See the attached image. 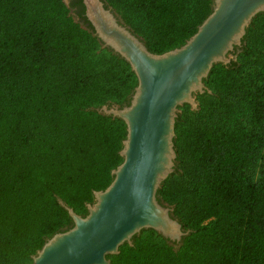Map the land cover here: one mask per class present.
<instances>
[{
  "label": "trees",
  "instance_id": "1",
  "mask_svg": "<svg viewBox=\"0 0 264 264\" xmlns=\"http://www.w3.org/2000/svg\"><path fill=\"white\" fill-rule=\"evenodd\" d=\"M106 1L154 53L184 44L213 6ZM100 41L64 0H0V264H30L73 222L59 200L86 214L123 161L127 125L97 108L128 102L138 78ZM204 82L198 108L180 107L177 169L158 190L189 233L175 249L143 229L112 264H264V11Z\"/></svg>",
  "mask_w": 264,
  "mask_h": 264
},
{
  "label": "water",
  "instance_id": "2",
  "mask_svg": "<svg viewBox=\"0 0 264 264\" xmlns=\"http://www.w3.org/2000/svg\"><path fill=\"white\" fill-rule=\"evenodd\" d=\"M83 2L95 34L130 63L138 78L127 104L97 108L127 125L123 161L112 170L109 186L94 192L86 214L59 200L73 224L49 237L30 264H112L108 254L118 253L125 242L133 244L134 236L148 228L182 244L189 230L158 197L175 170L176 118L184 104L198 108L197 95L210 91L204 79L213 65L231 61L253 17L264 11V0H214L184 44L154 53L104 0Z\"/></svg>",
  "mask_w": 264,
  "mask_h": 264
},
{
  "label": "rangeland",
  "instance_id": "3",
  "mask_svg": "<svg viewBox=\"0 0 264 264\" xmlns=\"http://www.w3.org/2000/svg\"><path fill=\"white\" fill-rule=\"evenodd\" d=\"M105 2H106V4L108 5V6H111L113 9H114V11H115V13L118 15V17L123 21V23L124 24H126V25H128L130 28H131V30L135 33V34H137L145 43H146V45H147V42H146V39H145V37H144V34L140 31V29L138 30V29H136L132 24H130L128 21H126L125 19H124V17H123V15H122V13L119 11V9L118 8H116V7H113L108 1H106V0H104ZM67 4L69 5V7H70V0H67ZM213 5H214V0H213ZM213 7V6H212ZM71 9V8H70ZM71 14L74 16V18H75V20H77V21H79L80 19L77 17V15H76V13L74 12V11H72L71 10ZM252 22V21H251ZM84 27H86V26H84ZM101 42V46L103 47V48H109V47H107V46H104V44H103V42L102 41H100ZM242 43H243V39H242ZM242 45V44H241ZM241 45L240 46H238V47H236L235 48V51L233 52V54H232V59L231 60H233V59H236V57H237V53H238V51H239V48L241 47ZM129 99H130V97H129ZM198 100V99H197ZM199 102V101H198ZM128 102H126V103H123V104H119V103H110V104H107V105H109V106H111L112 104H119L120 106H123V105H125V104H127ZM198 106H199V104H198ZM190 108H191V106H190ZM192 109V108H191ZM186 111V110H185ZM183 111H182V109H181V111L179 112V113H182ZM177 169V161H175V170ZM174 170V171H175ZM160 200V199H159ZM160 201H162V200H160ZM163 203H165V204H167V205H169V206H171L172 208H173V210H172V216L173 217H176V215L174 214V205L173 204H170V203H168V202H165V201H162ZM176 218H178V217H176ZM73 224V222L70 224V225H68V226H66L64 229H66V228H68V227H70L71 225ZM184 228V227H183ZM184 230H186L185 228H184ZM168 240V239H167ZM168 242L175 248V249H177V248H179L181 245H179V244H177V243H175V242H170L169 240H168Z\"/></svg>",
  "mask_w": 264,
  "mask_h": 264
},
{
  "label": "flooded vegetation",
  "instance_id": "4",
  "mask_svg": "<svg viewBox=\"0 0 264 264\" xmlns=\"http://www.w3.org/2000/svg\"><path fill=\"white\" fill-rule=\"evenodd\" d=\"M70 8L72 11H74L76 13L77 17L80 20H82V21L85 20L86 14L83 12V9H85V5H84L83 0H70Z\"/></svg>",
  "mask_w": 264,
  "mask_h": 264
}]
</instances>
